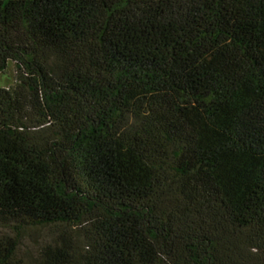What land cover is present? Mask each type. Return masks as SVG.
I'll list each match as a JSON object with an SVG mask.
<instances>
[{
  "label": "trees",
  "instance_id": "trees-1",
  "mask_svg": "<svg viewBox=\"0 0 264 264\" xmlns=\"http://www.w3.org/2000/svg\"><path fill=\"white\" fill-rule=\"evenodd\" d=\"M0 264H264V0H0Z\"/></svg>",
  "mask_w": 264,
  "mask_h": 264
},
{
  "label": "rangeland",
  "instance_id": "rangeland-1",
  "mask_svg": "<svg viewBox=\"0 0 264 264\" xmlns=\"http://www.w3.org/2000/svg\"><path fill=\"white\" fill-rule=\"evenodd\" d=\"M15 82L14 65L9 64L5 73L0 74V88H8ZM55 238L54 228H28L18 255L26 264H35L42 247Z\"/></svg>",
  "mask_w": 264,
  "mask_h": 264
}]
</instances>
